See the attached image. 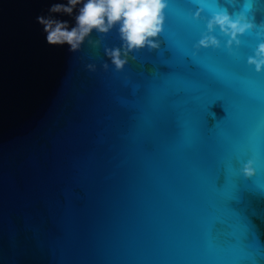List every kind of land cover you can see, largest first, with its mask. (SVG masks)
<instances>
[{
	"label": "water",
	"instance_id": "95a60500",
	"mask_svg": "<svg viewBox=\"0 0 264 264\" xmlns=\"http://www.w3.org/2000/svg\"><path fill=\"white\" fill-rule=\"evenodd\" d=\"M51 2L0 0V264H264V69L247 63L264 42V0H249L254 28L230 45L207 21L242 0H166L158 47L122 56L119 70L105 55L121 47L116 27L74 53L45 44L35 17ZM207 35L219 47H197ZM214 60L253 83H221L203 64ZM193 74L237 98L226 117L223 101L209 106L203 137L172 108ZM238 153L228 199L223 167Z\"/></svg>",
	"mask_w": 264,
	"mask_h": 264
},
{
	"label": "clouds",
	"instance_id": "9594fccd",
	"mask_svg": "<svg viewBox=\"0 0 264 264\" xmlns=\"http://www.w3.org/2000/svg\"><path fill=\"white\" fill-rule=\"evenodd\" d=\"M233 3L236 0H225ZM242 10L237 14H229L221 9L211 14L207 21L209 33L218 29L228 37V44H239L237 37L254 28L246 16L249 0H242ZM166 0H54L46 12L35 17L43 34L44 42L50 47L67 48L69 53L78 51L86 39L93 32L106 34L114 27L121 39V47L111 50L105 49V55L112 65L121 69L126 63L128 53L145 46L156 48L153 42L162 32ZM199 15V13H197ZM61 17H68L63 19ZM264 29V25L261 26ZM257 35H261L260 32ZM197 47L217 48L219 41L212 35L202 37ZM247 63L252 65L256 72L264 69V42L256 46L253 56ZM89 70L91 65L87 66ZM106 67V66H105ZM255 161L250 159L239 169V174L245 178L254 175Z\"/></svg>",
	"mask_w": 264,
	"mask_h": 264
},
{
	"label": "snow or ice",
	"instance_id": "6c2138e0",
	"mask_svg": "<svg viewBox=\"0 0 264 264\" xmlns=\"http://www.w3.org/2000/svg\"><path fill=\"white\" fill-rule=\"evenodd\" d=\"M203 3L206 7L210 10L215 7L213 0H203ZM179 30L181 33L187 38L189 34V29L185 25H180ZM201 63H203L201 61ZM209 69L213 71H220L224 73L217 77L221 83H225V76H232L238 77L242 83L251 85L253 80L251 77H240L239 76V69L231 64H228L221 60H214L208 63H203ZM186 80V87L182 88V95H180L173 104V109L175 111L174 120L176 124L180 127H183L186 131H195L198 136L203 137L209 132L212 131L213 127L207 128L205 115H213L209 110V106L213 104L216 100L223 101L224 111L226 113L225 117L227 116L228 107L230 104H235L237 102L236 96L233 92L225 87L223 88H215L210 86L207 82L200 79L196 75L189 76ZM203 97V104L200 103V99ZM252 97H248V102L251 104ZM225 117L219 121L215 122L216 128L220 126L221 121L225 119ZM222 131L225 135L229 134V129L225 126ZM192 143V140H189V144ZM240 158V154L232 155L230 159L229 167H216L213 170V182L216 185V175L217 172L221 167H223L224 175H225V183L222 187L228 185L231 189L228 193V199L232 198L233 189L235 187V181L231 179L230 171H231V161H238ZM261 189L264 190V184L260 185ZM243 227V236L249 231L248 225L242 219L241 221ZM242 247L248 251L250 254L257 250L255 241H243L242 240ZM264 255V252L260 253ZM246 264H259L256 259H249Z\"/></svg>",
	"mask_w": 264,
	"mask_h": 264
}]
</instances>
